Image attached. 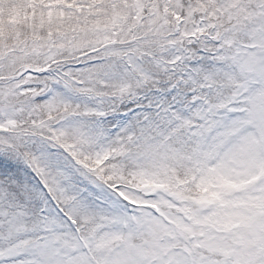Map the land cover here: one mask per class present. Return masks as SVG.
Returning <instances> with one entry per match:
<instances>
[{
    "label": "snow or ice",
    "instance_id": "snow-or-ice-1",
    "mask_svg": "<svg viewBox=\"0 0 264 264\" xmlns=\"http://www.w3.org/2000/svg\"><path fill=\"white\" fill-rule=\"evenodd\" d=\"M0 264H264V0H0Z\"/></svg>",
    "mask_w": 264,
    "mask_h": 264
}]
</instances>
